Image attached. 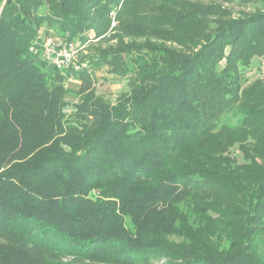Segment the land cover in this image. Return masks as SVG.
Segmentation results:
<instances>
[{"label": "trees", "instance_id": "obj_1", "mask_svg": "<svg viewBox=\"0 0 264 264\" xmlns=\"http://www.w3.org/2000/svg\"><path fill=\"white\" fill-rule=\"evenodd\" d=\"M127 2L0 0V264H264V92L246 99L242 70L264 52V12L189 39L129 29ZM217 8L174 12L227 14ZM112 14L111 37L182 49L121 38L78 71L35 53L51 28L88 44ZM101 67L126 80L113 103L91 87Z\"/></svg>", "mask_w": 264, "mask_h": 264}, {"label": "rangeland", "instance_id": "obj_2", "mask_svg": "<svg viewBox=\"0 0 264 264\" xmlns=\"http://www.w3.org/2000/svg\"><path fill=\"white\" fill-rule=\"evenodd\" d=\"M208 3L215 4L221 10L227 12L226 15L219 18L217 16L220 14L218 12L215 15H210V17L200 18V19H191V20H181L176 19V14L174 11L178 10L186 13L192 6L196 5H205ZM261 11L264 12V0H128L127 4L122 6L120 17L123 20V23L128 24L129 29L134 30L135 27L139 28H161V29H173V34L184 35L187 38L200 36L204 28L202 23H209L213 25L214 21L221 20L224 17L235 18L250 12ZM115 14L110 16L109 27L106 29V26L103 27V33L97 37L89 40L88 44L83 45L81 51L82 54H88L92 52L94 48H105L108 46H114L117 44L118 39H123L124 42H135V43H144L149 42H163L166 46H173L176 49H182L180 44L176 42L162 40L155 38L154 36H140L129 35L124 28L120 31V37H111L112 31L111 28L117 23V18ZM121 24V22H120ZM49 36H55V30L53 28L48 30ZM42 37V36H41ZM43 38V37H42ZM77 43L83 44L80 40H76ZM159 55L158 53H155ZM243 74L245 76V83L243 84V96L246 99H252L256 96L261 95L264 92V52L252 54L249 63L243 69ZM91 76V87L94 88L95 93L104 97L107 101L113 103L116 97L121 93L127 90L125 78H121L113 73L108 72L105 67L100 69H90ZM80 79L69 80L65 86L69 88L76 89L80 84ZM67 100L72 101L76 100L75 97L68 95ZM224 121V118L222 119ZM221 123V122H219ZM211 132H214V137L216 139L222 138V135H218L219 131L218 126L211 128ZM231 135V133H229ZM249 142V139H248ZM209 142L206 143L208 146L207 152L213 153L217 147H209ZM230 156H232L237 163L242 162V153L239 149V144L236 143L234 146L229 148L227 151ZM214 155V154H212ZM165 261L161 259H155L149 262V264H165Z\"/></svg>", "mask_w": 264, "mask_h": 264}, {"label": "built area", "instance_id": "obj_3", "mask_svg": "<svg viewBox=\"0 0 264 264\" xmlns=\"http://www.w3.org/2000/svg\"><path fill=\"white\" fill-rule=\"evenodd\" d=\"M83 45L76 40H64L56 36L42 38L37 56L59 70L71 68L78 71L87 65L80 60ZM71 80V79H70Z\"/></svg>", "mask_w": 264, "mask_h": 264}]
</instances>
